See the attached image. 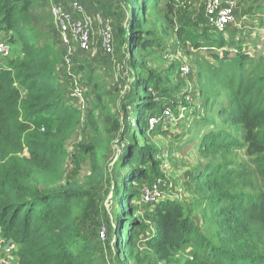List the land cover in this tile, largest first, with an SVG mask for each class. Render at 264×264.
I'll return each mask as SVG.
<instances>
[{"label": "trees", "instance_id": "trees-1", "mask_svg": "<svg viewBox=\"0 0 264 264\" xmlns=\"http://www.w3.org/2000/svg\"><path fill=\"white\" fill-rule=\"evenodd\" d=\"M139 1L143 2V12H148L157 8L161 0ZM136 2L132 0L133 6ZM44 5V0H0V32L5 39L10 37V42L11 38L20 41L23 47L16 58L1 59L8 62L0 69V232L2 238L18 245L16 264H94L97 245L78 237L81 220L94 208L95 194L89 186L101 173L99 163L105 166L111 159L113 140L123 128L117 118L113 126L101 121L108 136H98L79 150L80 160L87 157L90 166L87 182L57 186L67 157L63 145L79 123L80 112L63 101L56 87L57 56L44 41L48 35L41 30L46 21ZM136 22L137 26L118 28L116 35L123 37L130 31L135 33L130 39L134 47H138V41L141 47H149L147 39L146 44L141 43L140 18ZM238 51H232L236 54L232 58L229 51H224L227 53L222 58L217 56L214 93L208 101L214 104L222 95L229 104L218 118L227 128L210 120L205 126L213 130L200 148L217 151L221 160L208 166L207 174L191 179L213 210L208 238L196 229L178 200L167 198L145 204L155 211V234L146 244L167 264L175 263L176 252L188 249L192 252L184 264H264V60L255 63L242 55L241 49ZM132 69L137 74L138 92L154 82L155 75L141 65L135 64ZM94 80L93 77L91 83ZM145 93L144 99L133 98L130 105V109L136 106V124L140 127L144 123L141 135L150 131L145 113L154 115L158 111L146 107L150 99ZM101 103L97 98L96 106L103 107ZM134 113L131 110L130 114ZM90 117L88 122L97 132ZM39 124L46 132L35 127ZM117 139L119 145H126L113 167L118 178L114 192L119 201L133 193V184L154 163L153 150L142 142L141 145L136 135L128 138L130 144L125 143L122 134ZM231 155L235 158L231 159ZM123 170L128 174L124 176ZM125 206L130 207L129 200ZM116 218L115 253L117 258L124 254V262L117 259L118 264H144L135 252V237L147 228L146 224L131 226L125 245L128 219L122 220L119 214Z\"/></svg>", "mask_w": 264, "mask_h": 264}, {"label": "rangeland", "instance_id": "rangeland-1", "mask_svg": "<svg viewBox=\"0 0 264 264\" xmlns=\"http://www.w3.org/2000/svg\"><path fill=\"white\" fill-rule=\"evenodd\" d=\"M74 1L79 2L93 19L88 50L80 51L75 45L68 47L61 42L53 20L49 18L51 14L47 5H44L46 21L41 26V30L48 35L44 41L49 42L54 56H57L56 87L63 101L80 112L79 123L63 145L67 157L62 163L63 177L57 186L71 181H76L78 185L87 182L91 171L87 157L85 160L79 158L80 147L89 146L98 136L106 138L108 133L101 121L113 126V120L117 118L123 129L120 128V132L115 135L111 159L105 166L99 163L101 173L89 186L95 194L94 208L82 218L78 237L90 239L97 245L94 264H118L117 259L123 263L124 254L117 258L115 253L116 215L119 214L122 220L128 219L123 237L125 245L131 226L142 222L147 228L136 235L135 252L144 264H167L160 261L159 256H155L146 244L155 234L152 221L155 211L145 204L167 198L178 200L189 212L196 229L208 238L213 210L208 207V200L203 199V195L204 198L206 195L195 190L191 179L201 173L207 174L208 166L221 160L220 153H212L211 148L200 150L204 138L213 130L208 126L210 120L225 126L218 119L219 112L223 113L229 106L222 95L213 105L208 102L214 93L213 70L216 71L219 65L217 56L222 58L223 53H227L224 51L231 52L228 56L232 58L236 55L232 51L241 49V54L248 60L255 63L264 60V4L259 0H237L235 22L219 32L205 17L204 0H161L157 8L148 12H143V2L139 0L135 6L132 0H54L56 4ZM138 18L142 30L141 43L146 44L147 39L149 47H141L140 41L137 42L138 47H134L130 39L135 33L130 31L123 37L116 35L118 28L133 27L132 24L137 26ZM105 24L112 28L114 34L110 53L104 51L101 45ZM12 39L13 42H10V37L9 40L8 37L0 39L10 46V56L6 57L8 61L19 56L23 49L20 41ZM158 46L161 50H158ZM68 52H71L72 57L69 72L64 62ZM7 60L0 59V69ZM135 64L155 75L154 82L139 92L137 74L132 69ZM183 67H187L189 73H181ZM93 77L95 82L91 83ZM77 90L80 95L74 93ZM145 92L150 99L146 107L158 111L154 115L145 113L144 120L148 121L150 131L141 135L140 128L144 123L140 127L139 123L136 124V106L130 109V105L133 98L144 99ZM97 98L103 107L96 106ZM207 102L208 106L205 105ZM131 110L135 113L130 114ZM88 115L101 134L92 129ZM151 119L155 120L152 125ZM35 127L42 133L46 132L42 124ZM121 134L125 143L130 144L128 138L136 135L141 145L143 143L153 150L151 158L154 164H149L148 171L138 183L133 184V193L125 194L123 200L118 201L114 192V183L118 178L113 167L126 151V145H119L117 139ZM230 158L235 156L231 155ZM124 171L122 174L125 176L128 172ZM147 195L150 200L146 202ZM152 197L156 198L155 201ZM128 200L130 207L127 208L125 204ZM2 239L0 264H16L18 259L14 255L19 250L18 245ZM191 252V249L176 252L174 264H184Z\"/></svg>", "mask_w": 264, "mask_h": 264}, {"label": "built area", "instance_id": "built-area-1", "mask_svg": "<svg viewBox=\"0 0 264 264\" xmlns=\"http://www.w3.org/2000/svg\"><path fill=\"white\" fill-rule=\"evenodd\" d=\"M264 4V0H259ZM49 8L56 31L61 37V42L65 46L75 45L78 50L86 51L90 45L91 31L93 19L89 16L85 8L79 2H69L65 4H56L54 0H44ZM236 5L232 0H204V13L209 24L216 31H223L227 26L233 24L235 17ZM101 45L107 53L113 50V30L105 24V28L101 36ZM10 46L5 41L0 40V59H7L10 56ZM66 71L72 66L71 52H68L64 58ZM184 75L189 73L187 67L181 68ZM80 95L79 90L76 92ZM154 119L150 120L152 125ZM156 199V198H155ZM154 197L152 200L155 201ZM149 196L145 197V201H149ZM152 201V202H153Z\"/></svg>", "mask_w": 264, "mask_h": 264}, {"label": "crops", "instance_id": "crops-1", "mask_svg": "<svg viewBox=\"0 0 264 264\" xmlns=\"http://www.w3.org/2000/svg\"><path fill=\"white\" fill-rule=\"evenodd\" d=\"M235 4L237 3V0H232ZM242 1V0H241ZM248 5V4H247ZM4 38V34L2 32H0V39H3ZM2 241V236L0 234V243Z\"/></svg>", "mask_w": 264, "mask_h": 264}, {"label": "clouds", "instance_id": "clouds-1", "mask_svg": "<svg viewBox=\"0 0 264 264\" xmlns=\"http://www.w3.org/2000/svg\"><path fill=\"white\" fill-rule=\"evenodd\" d=\"M3 242H4V240L2 239L1 243H3Z\"/></svg>", "mask_w": 264, "mask_h": 264}]
</instances>
